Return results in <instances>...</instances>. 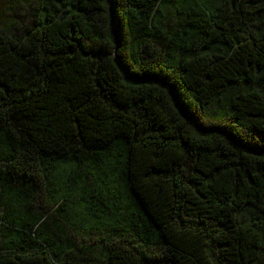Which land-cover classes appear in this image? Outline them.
I'll return each instance as SVG.
<instances>
[{"label":"trees","instance_id":"16d2710c","mask_svg":"<svg viewBox=\"0 0 264 264\" xmlns=\"http://www.w3.org/2000/svg\"><path fill=\"white\" fill-rule=\"evenodd\" d=\"M11 11L0 264H264V0Z\"/></svg>","mask_w":264,"mask_h":264},{"label":"rangeland","instance_id":"374dc122","mask_svg":"<svg viewBox=\"0 0 264 264\" xmlns=\"http://www.w3.org/2000/svg\"><path fill=\"white\" fill-rule=\"evenodd\" d=\"M15 0H0V20L6 19L12 14L11 9L13 8Z\"/></svg>","mask_w":264,"mask_h":264},{"label":"water","instance_id":"95a60500","mask_svg":"<svg viewBox=\"0 0 264 264\" xmlns=\"http://www.w3.org/2000/svg\"><path fill=\"white\" fill-rule=\"evenodd\" d=\"M109 7L111 9V0H109ZM113 35H114V38H115L114 52H116V50H117V30H116V28H113Z\"/></svg>","mask_w":264,"mask_h":264}]
</instances>
